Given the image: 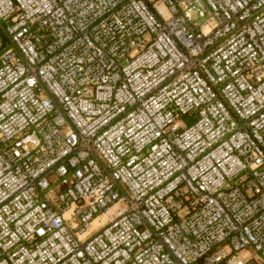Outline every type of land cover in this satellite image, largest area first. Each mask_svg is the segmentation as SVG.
I'll list each match as a JSON object with an SVG mask.
<instances>
[{"label": "built area", "instance_id": "1", "mask_svg": "<svg viewBox=\"0 0 264 264\" xmlns=\"http://www.w3.org/2000/svg\"><path fill=\"white\" fill-rule=\"evenodd\" d=\"M251 259L264 0H0V264Z\"/></svg>", "mask_w": 264, "mask_h": 264}, {"label": "rangeland", "instance_id": "2", "mask_svg": "<svg viewBox=\"0 0 264 264\" xmlns=\"http://www.w3.org/2000/svg\"><path fill=\"white\" fill-rule=\"evenodd\" d=\"M183 121H184L186 124H189L192 120H191V118L184 117V118H183ZM239 254H240V257H241V258H245V257L247 256L248 252H247V251H241Z\"/></svg>", "mask_w": 264, "mask_h": 264}, {"label": "trees", "instance_id": "3", "mask_svg": "<svg viewBox=\"0 0 264 264\" xmlns=\"http://www.w3.org/2000/svg\"><path fill=\"white\" fill-rule=\"evenodd\" d=\"M245 264H256V261L254 259L249 260Z\"/></svg>", "mask_w": 264, "mask_h": 264}]
</instances>
